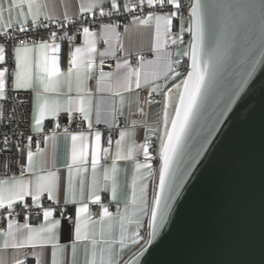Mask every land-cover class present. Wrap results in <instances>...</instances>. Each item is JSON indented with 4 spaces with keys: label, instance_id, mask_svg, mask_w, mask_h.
<instances>
[{
    "label": "snow or ice",
    "instance_id": "snow-or-ice-1",
    "mask_svg": "<svg viewBox=\"0 0 264 264\" xmlns=\"http://www.w3.org/2000/svg\"><path fill=\"white\" fill-rule=\"evenodd\" d=\"M108 5L105 11L104 0H87L80 4L79 11L92 13L98 8L101 17H111L121 10L132 14V26H143L153 32L149 48L153 58L140 54L135 64L130 59L117 58L115 71H105V57L116 58L118 52L125 51L118 22L101 23L98 31L81 25L83 43L78 45H74L76 36L67 32L58 36L56 31H50L47 39L39 41L28 36L21 39L30 25L47 28L48 24L41 21L56 23V18L42 0H0V39L3 40L0 42V101L8 99L9 88L30 90L33 93L32 133H44L46 118L56 121L51 135L43 136L45 144L55 140L62 113L67 115L69 123L78 115L87 125L86 130L63 129L65 138H70L69 155L63 165L66 174L47 165L39 140L35 142L36 151L32 150L33 136L28 135L26 145L22 146L19 141L13 145L22 153L19 174L0 177V210L9 217L7 228L0 229L3 237L0 247L33 250L50 247V264H78L81 245L83 264H121V257L129 246L151 245L158 231L168 224L173 205L223 122V116L248 84L257 63L264 60V3L258 9V25L253 20L256 6L243 0L239 3L192 0L187 17L181 10V0H124L123 3L108 0ZM166 7L170 10L166 11ZM136 12L140 14H133ZM68 19L65 13L63 20ZM174 20L179 21L176 31ZM255 27L259 28L262 41L259 56H245L246 68L231 78L227 91L217 92L218 77L239 53L241 30L252 31ZM124 31H130L129 25L124 26ZM185 33L189 35L187 44ZM58 40H66L70 46L66 71L61 68ZM100 40L106 45L103 50L97 47ZM185 59L187 67L181 71ZM93 80L94 88L90 86ZM142 88L147 90L143 103L161 105L156 126L133 119L120 128L118 118L124 116L126 94ZM214 94L218 99H214ZM154 96L161 99L154 100ZM140 111L143 114L142 107ZM93 115L97 125L104 124L110 130L106 140L102 131L93 127ZM204 119L206 125L201 124ZM197 125L201 128L196 133L198 139L193 136ZM138 126L146 129L141 144L135 140ZM115 128L119 132L113 151L111 130ZM152 137L159 141L155 157L150 151ZM0 143L3 144L0 151L7 149L8 137L4 136ZM154 159L159 161L158 180ZM101 160H111V164L101 165ZM118 161H131L134 165L127 185L130 194L123 206L118 199ZM149 180H156L151 197ZM102 191L110 194L111 202L116 205L115 212L102 203ZM26 197L31 199V204L25 202ZM44 198L51 202L49 206H45ZM18 202L29 214L34 206L43 222L33 226L27 217L23 224L11 219ZM90 203L101 206L98 216L90 212ZM69 205L75 206L74 218L72 214L66 215ZM57 213L60 218H56ZM64 219L73 221L72 239L66 244L61 243L59 235ZM145 224L150 229L146 240L141 235ZM145 250L141 247L126 264H136L137 257ZM30 254L37 264H42V251ZM0 264L4 261L0 260ZM14 264H25V260L17 258Z\"/></svg>",
    "mask_w": 264,
    "mask_h": 264
},
{
    "label": "water",
    "instance_id": "water-1",
    "mask_svg": "<svg viewBox=\"0 0 264 264\" xmlns=\"http://www.w3.org/2000/svg\"><path fill=\"white\" fill-rule=\"evenodd\" d=\"M243 2L256 6L253 20L258 25L264 0ZM261 43L258 27L241 30L239 53L218 77L217 92L227 91L231 78L246 68L245 56H259ZM222 119L168 224L151 245L142 246L146 250L136 264H264V60ZM200 131L197 125L193 136L198 139Z\"/></svg>",
    "mask_w": 264,
    "mask_h": 264
},
{
    "label": "crops",
    "instance_id": "crops-1",
    "mask_svg": "<svg viewBox=\"0 0 264 264\" xmlns=\"http://www.w3.org/2000/svg\"><path fill=\"white\" fill-rule=\"evenodd\" d=\"M42 2L47 3L49 7L50 13L58 19H63L64 14L66 13L69 17V19L74 18L81 14L79 11L80 4L86 3L87 0H42ZM104 6L105 11L108 10V0H104ZM99 13V9H94L92 13L90 14H96ZM179 21L174 20V31L177 30ZM129 25L130 31L125 33L124 26ZM186 26V25H185ZM94 30H99V28H92ZM123 38H124V46L125 51L124 52H118L117 57L114 58L115 64L116 59H130L132 62V58L135 56H138L140 54H148V56H145L147 59L153 58V53L149 51L150 45L152 43L153 39V32L152 30L145 28L143 26H132L131 21L124 25H119L118 29ZM185 44H187V41L189 39V36L187 33H185ZM100 40L97 44V47L99 50H103L100 48L101 44ZM61 43V68L66 71L67 69V61H68V52H69V44L65 41H59ZM83 43V35L80 33L76 36V40L74 42V45L82 44ZM181 51L183 48L180 49ZM113 58V57H105V59ZM99 63V58H97V64ZM105 71H115V68L113 70L104 69ZM90 86L94 88V80L90 82ZM107 95V94H105ZM137 96H139V102L137 101ZM33 98V97H32ZM147 98V90L146 89H139L135 90L132 93L126 94V103L124 108V116L119 117L122 119V124H119V127H125L126 124H130L131 120L135 119L137 121H146L150 126L155 127L156 123L159 118V114L161 111V105L159 104H147L143 103ZM154 100H159L161 97L154 96ZM143 108V114L140 111V108ZM0 111H1V101H0ZM1 116V115H0ZM50 118V117H49ZM87 126V125H86ZM93 127L98 128L102 131L104 134L103 140H106L107 135L109 134V129L104 124L97 125L95 123V115H93ZM87 129V127H86ZM85 129V130H86ZM118 132L119 128H115L111 130V134L113 136V151L115 150V139L118 138ZM146 133V129L143 127L138 126L136 129V143L141 144L144 141V136ZM157 142V145L159 146V141L156 137H152V142ZM103 143V141H102ZM104 146L106 147L107 144L104 143ZM45 152V159L47 161V165L49 167H56L59 168L61 171V174H66V170L63 168L64 163L67 160V157L69 155V149H70V138L66 139L64 136V133H57L55 140H49L44 148ZM151 149V148H150ZM36 151V150H35ZM34 151V152H35ZM151 151V150H150ZM153 154V153H152ZM140 159L142 160V155L140 156ZM120 168L119 173V184H120V191L118 194V199L121 202V206H123V202L125 198L130 194V189L127 187L128 184L131 182V175L134 168V165L131 161H118L117 162ZM111 160H101V165H110ZM154 169L156 170V180H158V164H153ZM90 171V166H89ZM18 175V174H17ZM156 180H149V196L151 197L152 190H153V184L156 182ZM102 203L109 205V210L112 212H115L116 208L112 210L110 208L111 204H114V202H111L110 200V194L108 192L102 191L100 193ZM29 198V197H26ZM25 198V199H26ZM20 202L17 203V205ZM91 204V203H90ZM89 204V207H90ZM116 206V205H115ZM63 207V205H62ZM16 208V207H15ZM69 209L68 213L72 214L74 217V205L67 206ZM67 208H66V215H67ZM101 211V206H100ZM99 211V214H100ZM56 218H60L56 215ZM7 228V227H6ZM71 228L72 224H68L65 219L62 220L60 229H59V235H60V241L62 244L68 243L71 239ZM19 235V234H18ZM141 235L145 237V240L148 239V227L147 224H145V227L141 230ZM3 237H0V243H2ZM144 245V244H143ZM143 245H135V246H129L127 249H125L122 257H121V264H125V262L134 255ZM33 251L41 252L42 251V264H50V247L46 248L44 250H41L39 248L33 250L30 247H26L24 249H13L11 247L5 249L0 247V260L4 261V264H14V260L24 259L26 260L27 257H33L30 253ZM36 259V258H35ZM78 264H83L84 262V253H83V246H80V250L78 252L77 256ZM37 262V260H36Z\"/></svg>",
    "mask_w": 264,
    "mask_h": 264
},
{
    "label": "built area",
    "instance_id": "built-area-1",
    "mask_svg": "<svg viewBox=\"0 0 264 264\" xmlns=\"http://www.w3.org/2000/svg\"><path fill=\"white\" fill-rule=\"evenodd\" d=\"M121 3L124 2V0H120ZM192 0H181L182 3V12L185 17H187L188 12L187 9L190 5ZM165 10H170V8H165ZM139 15V12L133 13ZM131 15L129 13H124L122 10L120 13H114L111 17L104 16L101 17L99 13L96 14H81L74 18L68 19L67 21H64L63 19L56 20V23H49L48 21H41L42 24H48V27H32L29 26L30 30L25 33L24 35H21L20 38L23 39L24 36H28L33 40L39 41L41 39H47L50 31H56L58 36L63 35L65 32L68 33V35H79L82 33L81 25L83 26H89L91 28H99V25L101 23H115L118 22L119 25H124L131 21ZM63 24V27L61 28L60 25ZM189 36V35H188ZM0 42H3L2 39H0ZM106 45L103 44V41H101L100 48L104 49ZM144 56H148V54H143ZM137 56L132 58V63H136ZM9 67H12L10 64ZM187 67V62L185 60V64L181 67V71L184 70V68ZM115 68V60L114 58H108L105 59L104 69L113 70ZM8 99L5 101H1V111L2 115L0 116V142H2L3 137L7 136L9 140V145L7 149H4L0 151V177H3L5 174L8 176L11 175H17L20 171V161H21V150L15 148L13 145L19 141L21 145L27 144L26 137L28 135L33 136V144H32V150L35 151V142L37 140L40 141V147H45V142L43 140L44 135H51V130L54 128L56 121L52 118H46L44 121V133L40 135H36L35 133H32L31 131V123H32V106L31 101L33 97V93L28 91H13L11 88L7 90ZM24 101L23 104L18 103V101ZM13 109H15V112H13ZM119 124H122V119L118 118ZM65 127H68L70 132L78 131V130H85L86 129V123L82 122L78 115H75L72 122L69 123V120L67 118V115L62 113L59 118V128L56 129L57 133L63 132V129ZM23 133L24 135L21 136L20 134ZM0 148H3V144L0 143ZM151 152L153 153V156H156L158 145L157 142H152L151 144ZM26 155V152H25ZM158 159L153 160V164H158ZM26 203L31 204V199L26 198ZM45 206H49L51 202L47 201L46 198L43 200ZM22 204L19 203L16 208L15 212L13 213V216L11 219H14L18 224L25 223V218L27 217V222L31 223L33 226L38 225L39 223L43 222L42 215L37 216L36 215V209L33 206L31 209V212L23 211L22 210ZM90 212L93 214V216H98L100 211V205L98 204H90ZM110 208L114 210L116 206L114 204L110 205ZM69 209L67 208V214ZM57 216H59V213H57ZM74 218V217H73ZM9 217H7L6 213L3 212V210H0V229H6L7 227V220ZM65 221L68 224H72L73 221H69L65 219ZM25 264H37L36 259L33 257H27L25 260Z\"/></svg>",
    "mask_w": 264,
    "mask_h": 264
},
{
    "label": "trees",
    "instance_id": "trees-1",
    "mask_svg": "<svg viewBox=\"0 0 264 264\" xmlns=\"http://www.w3.org/2000/svg\"><path fill=\"white\" fill-rule=\"evenodd\" d=\"M186 60V59H185ZM185 64V61L183 62L182 66Z\"/></svg>",
    "mask_w": 264,
    "mask_h": 264
}]
</instances>
